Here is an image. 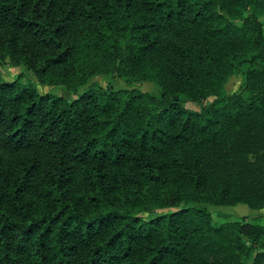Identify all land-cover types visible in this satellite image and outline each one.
<instances>
[{
  "label": "trees",
  "instance_id": "1",
  "mask_svg": "<svg viewBox=\"0 0 264 264\" xmlns=\"http://www.w3.org/2000/svg\"><path fill=\"white\" fill-rule=\"evenodd\" d=\"M263 19L264 0H0V64L75 95L0 82V264H264V225L208 209H264Z\"/></svg>",
  "mask_w": 264,
  "mask_h": 264
},
{
  "label": "rangeland",
  "instance_id": "2",
  "mask_svg": "<svg viewBox=\"0 0 264 264\" xmlns=\"http://www.w3.org/2000/svg\"><path fill=\"white\" fill-rule=\"evenodd\" d=\"M264 22V19H263ZM22 75V81H31L36 87L37 91L41 94L51 93L54 95L62 96L67 99H73L75 95L67 93L61 87L55 86H41L29 72H25L23 67L12 66L8 62L0 64V82H10ZM89 85H96L102 88L108 87L110 85L114 90L120 89H138L142 92H148L152 94H157L158 89L152 83L147 82H135L132 85L128 86L121 79H110L107 76H96L93 77ZM242 85V77L240 75H234L228 79L225 84V93L231 95L237 92ZM213 101V98H207L203 101L204 105H208ZM186 107L192 110H199V104L186 103ZM209 211L211 212L212 224L220 225L225 222L237 221L242 217H246V221L254 224L264 225V209L263 210H252L249 209L246 205H237L234 207H214L209 206Z\"/></svg>",
  "mask_w": 264,
  "mask_h": 264
}]
</instances>
